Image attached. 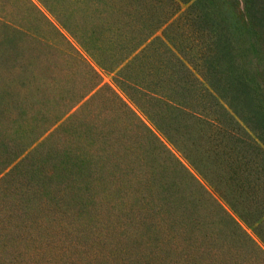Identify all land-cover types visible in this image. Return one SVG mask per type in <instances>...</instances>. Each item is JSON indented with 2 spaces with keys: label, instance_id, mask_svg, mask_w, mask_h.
Segmentation results:
<instances>
[{
  "label": "rangeland",
  "instance_id": "374dc122",
  "mask_svg": "<svg viewBox=\"0 0 264 264\" xmlns=\"http://www.w3.org/2000/svg\"><path fill=\"white\" fill-rule=\"evenodd\" d=\"M174 6L168 0H0V145L23 149L22 155L36 147L51 156L68 150L83 160L82 190L72 181L32 184L37 203L17 230H1L0 264H264V255L232 230L174 159L212 178L228 152L211 122L214 105L196 59L200 44L187 20L168 35L176 54L193 65L187 98L190 107L197 104L199 120L154 105L126 80L148 84L153 77L147 52L131 62L124 33L144 31L145 17ZM227 13L246 62L253 48L236 14ZM121 18L128 26L119 25ZM159 182L193 193L209 224H172ZM14 196L13 187L0 190V228L15 223L6 218L17 207Z\"/></svg>",
  "mask_w": 264,
  "mask_h": 264
},
{
  "label": "trees",
  "instance_id": "16d2710c",
  "mask_svg": "<svg viewBox=\"0 0 264 264\" xmlns=\"http://www.w3.org/2000/svg\"><path fill=\"white\" fill-rule=\"evenodd\" d=\"M168 1L175 6L163 16L145 17L144 31L132 27L130 33H124L122 40L124 47L128 45L126 50L128 56L132 55L131 62L138 61L147 52L150 55L149 74L153 77L148 84L134 77H126V80L138 91L146 93L154 105L176 113H188L198 119L193 110L197 104L194 102L190 107L193 102L187 98L191 81L195 80L191 78L193 65L176 54L178 44L168 35V30L176 28L180 19H186L189 32L194 33L200 44L196 59L206 84L207 97L214 105L215 117L211 122L215 123L219 140L228 152H224L226 163L220 162L212 178L198 171L192 163L195 172L173 153L172 156L186 171L188 179L218 208L232 230L264 255V0ZM180 4L184 8L180 9ZM227 9L243 24L253 48L252 57L246 62L236 46L237 27ZM118 22L121 27L128 26L122 18ZM165 90L175 91V97ZM129 100L137 105L134 100ZM147 118L151 120L148 115ZM144 127L154 139L162 142L154 128L145 124ZM40 149L36 147L22 155L23 149L16 152L15 148L0 145V150H4L0 162V190L13 187L17 206L7 211L6 218L15 223L0 228V239L9 228L17 230V225L24 220L22 216L37 203L38 195L33 196L30 191L32 184L72 181L79 188L83 160L68 150L51 156ZM37 159L40 164H36ZM158 186L162 190L159 200L168 211L172 224L187 225L190 229L209 224L200 218L193 193L174 192L170 184L161 182ZM3 229L5 231H1Z\"/></svg>",
  "mask_w": 264,
  "mask_h": 264
}]
</instances>
